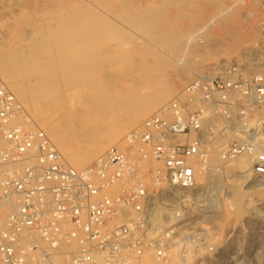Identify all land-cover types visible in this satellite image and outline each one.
Instances as JSON below:
<instances>
[{
  "label": "built area",
  "instance_id": "built-area-1",
  "mask_svg": "<svg viewBox=\"0 0 264 264\" xmlns=\"http://www.w3.org/2000/svg\"><path fill=\"white\" fill-rule=\"evenodd\" d=\"M207 110L227 122L219 130L211 125L213 146L214 136L230 132L218 145L220 163L248 154L249 177H264V121L250 126L255 111L264 112V75L245 78L237 63L194 75L149 127L79 168L43 129L28 126L25 108L0 77V206H9L0 207V264H172L173 257L209 264L216 247L189 215L196 162L209 166ZM146 152L159 167H147Z\"/></svg>",
  "mask_w": 264,
  "mask_h": 264
},
{
  "label": "rangeland",
  "instance_id": "rangeland-1",
  "mask_svg": "<svg viewBox=\"0 0 264 264\" xmlns=\"http://www.w3.org/2000/svg\"><path fill=\"white\" fill-rule=\"evenodd\" d=\"M71 1L0 0V34H7L12 27L13 31L28 36L40 28L46 29L52 25L53 23L47 19L56 12L55 10L65 8L77 10L78 5L86 1L87 6L92 7L91 9L98 16H104L108 20L107 23L115 28L109 32L113 33V36L110 34L108 39L110 44L108 43L107 48L110 47L111 51L121 50V48L123 50H121L123 54L120 55L122 58L110 63V70L108 68L107 72L117 76V82H122L124 86L135 88L139 82H142L146 87L144 90L141 86V90L147 97L145 103L149 102L151 96L154 97L155 94H167L168 98L162 106L168 103L193 77L192 74H188L182 83L179 82L178 74L186 69L196 75L202 73L213 75L219 71L221 62L228 61L229 64L237 63L241 75L245 78L256 74L264 75V62H262L264 61V0H243L242 2L236 0ZM117 6L119 8H116ZM105 19L104 21H107ZM38 40L33 43L35 51L41 52L45 58H55L59 61L60 64L54 59V62L58 64H54L55 74L61 75L59 70L64 65L62 58L80 50L79 45L69 44L68 40H62V38L59 40L60 48L55 47L54 50L41 46ZM142 40L143 44L147 42L146 46L139 42ZM65 41L68 46L64 44ZM0 44L2 47H8L6 38L2 36H0ZM158 48L168 54L169 58L171 57L170 60ZM136 51L139 54H136ZM124 52L137 56L126 59ZM246 55L252 63L248 66L243 60ZM150 64L155 65V69H152ZM25 72L29 74L28 77L32 82L35 71L30 70L28 73L24 71L23 75ZM22 73H19L20 77H24ZM137 75L143 77L138 78ZM49 85L48 82L39 84L41 89ZM238 104L241 103L238 102ZM129 105V107L124 106L125 114L135 112L136 105L141 106L138 102ZM162 106L154 108L151 115H154ZM211 115L207 110V131L204 143L208 146L214 144L211 142L212 134L209 130L212 125L209 121ZM234 118L235 122L231 123L232 132L236 131L234 129L239 121L237 115ZM258 118L264 121V112L255 111L251 116V127L255 126V119ZM215 123L219 124L218 130L220 125L227 124L223 118L216 119ZM258 141L262 145L263 140ZM222 143L223 141H220V144ZM217 155L219 156V152L214 157L215 161H211L207 169L211 176L215 175L214 182L207 189L196 186L193 201L195 205L191 203L194 212H189V215L195 216L194 220H198L208 228L209 242L216 247L214 252L208 254L209 264H264V177H245L236 168L231 170H227L228 167L222 168V164L218 163ZM147 156L149 157V153ZM146 162H148L147 167L150 168L149 163L153 160L149 157ZM228 163L223 164L229 165ZM143 171L144 176L147 177L146 170ZM235 191L241 194L245 211L239 216L235 214L228 216L224 213V208ZM197 199L199 201H196Z\"/></svg>",
  "mask_w": 264,
  "mask_h": 264
},
{
  "label": "bare ground",
  "instance_id": "bare-ground-1",
  "mask_svg": "<svg viewBox=\"0 0 264 264\" xmlns=\"http://www.w3.org/2000/svg\"><path fill=\"white\" fill-rule=\"evenodd\" d=\"M236 1L242 2L243 0ZM82 3L78 5L77 10L66 8L55 10L56 12L47 19L53 23H51L52 25L46 29L40 28L35 33L32 31L33 34H28V36L13 31L12 27L7 31V34H0L6 38L8 45V47H2L0 44V77L25 108L28 114V126L35 124L43 129L55 143L64 161L76 168L85 166L100 157L107 147L121 142L135 128L149 127L147 123L152 116V111L157 106H162L168 98L165 93L155 94L154 97L151 96V99L149 96V102L146 101L147 103H145L147 97L141 90V86L144 87V90L146 87L142 82H139L135 88L124 86L122 82H117V76L107 72L108 68L110 70V63L115 60L118 61L119 58H122L120 55L123 54L122 48L116 51H111L110 47L107 48L110 44L108 41L110 34L113 36V33L109 32L115 28L107 23L108 20L104 16H98L91 9L92 7L87 6L86 1ZM104 14L106 13L104 12ZM107 16L109 15L107 14ZM109 17L111 18V16ZM103 18L107 21H104ZM61 38L68 40L69 44L79 45L80 50L62 58L64 65L59 70L60 72L58 71L61 73L60 75L54 72L56 71L54 64L56 62L60 64L59 61L54 58L56 60L54 62L53 58L43 57L41 52L35 51L33 43L39 39L38 42L41 43V46L44 45L54 50L55 47L60 46L59 40ZM143 40L145 39L143 38ZM143 40L139 42L142 43ZM64 44L67 45L66 41ZM64 44L63 46H65ZM143 45L146 46L147 42ZM158 50L161 51L160 48ZM141 51L143 52V50ZM161 52L164 53L163 50ZM124 53H126V59L134 58L136 54H139L138 51L135 52L134 56L128 52ZM164 55L170 60L171 57L169 58L168 54L164 53ZM243 60L247 66L252 64L247 55L243 57ZM227 62L219 64L217 73L229 64ZM59 66L61 67V65ZM149 66L155 69V65L150 64ZM30 70L31 72L32 70L35 71L34 82L30 81L29 74L25 72L23 75L22 73L24 71L28 73ZM20 72L24 77L19 76ZM188 74L196 75L186 69L178 74L179 82L182 83ZM137 76L139 78L142 75ZM41 82H48V85L49 83L51 85L41 89L39 86ZM56 93L58 95H55ZM39 96L41 97L38 98ZM137 102L141 106L136 105L137 110L133 111L134 113L125 114L124 106L132 103L137 104ZM210 117L211 119L208 120L212 124H216L218 116L212 114ZM229 133V131H224L222 135L214 136L215 146L206 145L203 158L208 164L215 161L214 157L219 152L218 145H220V141H224V137L229 136ZM147 153L146 159L148 160ZM217 157L219 163V156L217 155ZM149 164L152 169L160 166L154 160ZM196 164V186L207 189L214 182L215 175L211 176L210 172L203 166L198 162ZM228 164L231 166L227 164L221 166L222 168L228 167L227 170L236 168L245 177L252 175V158L248 154H241ZM142 178L149 181L148 176H142ZM254 178L258 177L255 176ZM0 207L2 211L9 209L8 204H2ZM244 211L245 207L241 194L238 191L233 192L229 203L224 208V213L228 216L229 214L239 216ZM171 262L172 264H179L175 257L172 258Z\"/></svg>",
  "mask_w": 264,
  "mask_h": 264
},
{
  "label": "crops",
  "instance_id": "crops-1",
  "mask_svg": "<svg viewBox=\"0 0 264 264\" xmlns=\"http://www.w3.org/2000/svg\"><path fill=\"white\" fill-rule=\"evenodd\" d=\"M116 8H119V6H117Z\"/></svg>",
  "mask_w": 264,
  "mask_h": 264
}]
</instances>
